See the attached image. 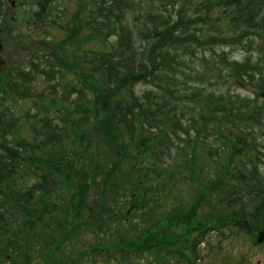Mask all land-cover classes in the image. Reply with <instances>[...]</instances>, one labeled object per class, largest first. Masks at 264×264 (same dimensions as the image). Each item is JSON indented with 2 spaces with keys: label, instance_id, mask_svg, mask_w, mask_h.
I'll return each instance as SVG.
<instances>
[{
  "label": "trees",
  "instance_id": "1",
  "mask_svg": "<svg viewBox=\"0 0 264 264\" xmlns=\"http://www.w3.org/2000/svg\"><path fill=\"white\" fill-rule=\"evenodd\" d=\"M55 3L53 0L46 10L38 8L37 15L46 11L45 18H50L53 26L72 31L71 24L56 21ZM143 3L99 0L88 11L86 29L106 47L77 54L82 77L63 71L43 49L0 74V264H77L70 259L90 246L87 234L133 251L153 228H158V252L163 253V245L171 243L174 248L181 241L186 255L200 260L197 248L208 233L173 234L169 225H162L170 221L168 217L177 219L174 214L178 213L168 217L165 213L156 221V212L148 206L160 192L168 195L173 191L168 184L179 173L185 175L179 180L188 184L191 192L196 182L191 173H197L191 167L197 164L198 173L200 168L212 173L201 164L213 157L224 178L220 179L215 201L208 202L210 214H232L234 220L247 221L251 208L255 213L264 210V178L260 177L258 156V138L262 131L264 134V101L258 96L206 89L204 84H215L208 74L212 72L211 62L202 57L205 70L196 72L187 64L188 57L195 60L198 55L192 48L194 43L178 46L167 40L178 32L176 13L165 9L161 0H149L148 6ZM3 6L4 0H0V15ZM204 7L218 8L236 33L264 37V0H206ZM221 60L234 81L252 82L264 92V77L257 80L252 75L256 70L250 60L243 64L226 56ZM183 68L191 69V73ZM213 68L222 80V70L215 65ZM41 81L45 84L42 89ZM141 86H145L142 91ZM26 100L31 103L27 111L11 107L13 101ZM57 103L72 112H49L47 106ZM97 116L120 130L139 153V157H132L138 164L126 173L127 180L118 175L107 187L98 177L91 180L89 195L82 204V226L65 241L71 206L64 201L67 187L60 165L66 159V148L79 134L92 130ZM25 125L32 139L21 137ZM211 132L223 137L220 147L214 148L206 138ZM161 182L165 184L158 192ZM131 188L135 202L127 209L123 200ZM147 190H152V195ZM124 210L130 215H124ZM55 249H61L59 254ZM51 253H55V260ZM144 253L143 248L130 256L137 258Z\"/></svg>",
  "mask_w": 264,
  "mask_h": 264
},
{
  "label": "rangeland",
  "instance_id": "2",
  "mask_svg": "<svg viewBox=\"0 0 264 264\" xmlns=\"http://www.w3.org/2000/svg\"><path fill=\"white\" fill-rule=\"evenodd\" d=\"M98 1L56 0V3L53 4L58 9L54 12L58 18L56 21L61 22L62 19L74 26L72 31L67 32L53 26V23L49 21L50 18H45L46 11L40 10L42 14L37 15L39 9L46 10L53 0H4L2 15H0V44L3 45L1 55L7 61L8 68L19 66L23 61L33 56L36 51L43 49L66 73L78 77L84 76L76 63L77 54L88 50H102L106 47V43L97 38L85 26L88 11L93 9ZM142 1H144V6L149 5V0ZM205 1L161 0L165 9L176 13L175 17L179 24L176 37H169L167 40L170 43L175 42L174 44L177 42L178 46L194 43L192 48L198 55L195 60L187 58L188 66H192L194 71L204 72L205 67L202 63L204 56L213 66L222 70V80H220L218 72L214 71L213 66L210 67L212 72L208 74H211L215 84L212 86L204 84L206 89L225 94H239L248 98L258 96L260 102L264 101V92L256 89L252 82L241 83L230 78L232 73L226 69V65L221 60L222 56H226L229 60H236L241 64L250 60L251 66L256 70L252 75H255L257 80H261L264 77V37L251 32L236 33L229 27L227 20L219 15L218 8L213 7L205 10ZM183 69L187 74L191 73V69ZM44 85L41 81L39 88H44ZM256 86L258 87L257 84ZM144 89L145 86L140 87L141 91ZM11 107L27 111L31 109V103L27 100L13 101ZM47 108L51 113L69 114L72 112L69 107L59 103L50 104ZM262 132L258 138L260 143L258 156L259 161L261 160L259 164L260 177L264 178V134ZM20 135L24 139H32L27 125L24 126ZM239 135L244 136V133L239 132ZM206 138L214 148H218L223 137L211 132ZM213 139L216 140V143L212 141ZM66 151V159L63 166L60 165V173L67 187L64 201L71 206L68 226L65 231V241H68L69 239L66 238L74 236V233L82 226V204L89 195L91 180L98 177L99 182H103L106 187L118 175L121 180H127L126 173L129 174L132 165L134 164L135 167L138 162L132 161V157L137 153L124 140L120 130L105 122L101 116H97L92 130L84 135L79 134L76 140H73L72 145L66 148ZM137 157H139V153ZM214 158L206 159L204 164H201L209 168L212 173H207L200 167L198 173L197 164L191 167L197 171V173L194 171L191 173L192 178L196 181L191 192L188 189V184L179 180L184 179L185 175L181 176L182 173H179L168 184V188L172 187L173 189L168 195L167 192H160L165 183L157 184L158 188L162 184L158 189L160 193L148 206L156 212L154 214L156 221L161 219L165 213L166 217L173 215L174 211L178 213L174 214L177 219L168 217L166 219H170V221L162 225V227L169 225L168 228L173 234L185 236L187 233L193 232L196 236L198 232L208 233L205 235V242L197 248L200 260L195 261V257L190 258L189 255H186V246L181 244V241L174 248L170 246L171 243L169 246L163 245V253L158 252L157 250L161 246L158 237L155 236L158 228H153L150 229L151 231H147L150 232L147 234V238L136 245L133 251L129 247L121 246L118 242L112 240L101 242L87 234L85 238L90 246L84 250L83 254L72 257L70 261L77 264H264V242L257 243L259 233L264 231V210L255 213V210L251 208L247 221L234 220L232 214L223 216L210 214L211 208L208 202L215 201V192L222 185L220 179L224 178V173L218 171ZM227 171L229 173V169ZM97 174L98 176H96ZM160 176L158 181H161ZM213 176L217 178L212 179ZM234 184L237 183L234 182ZM230 186H232L231 183ZM151 191L147 190L146 192L150 194ZM133 193L134 188L125 192L126 197L123 202L128 203L127 209L135 202ZM140 209H138L139 218L141 216L139 215L141 214ZM143 211L147 212L148 209ZM123 213L130 215L129 212L125 213V210ZM143 248L146 253L137 258L130 256L131 253L142 251ZM60 251L61 249H55V253L59 254ZM149 251L151 252L148 253ZM55 253H51L54 260L56 259ZM124 253L127 255L122 256L121 254ZM7 262L10 261H3L1 264H7Z\"/></svg>",
  "mask_w": 264,
  "mask_h": 264
},
{
  "label": "water",
  "instance_id": "3",
  "mask_svg": "<svg viewBox=\"0 0 264 264\" xmlns=\"http://www.w3.org/2000/svg\"><path fill=\"white\" fill-rule=\"evenodd\" d=\"M1 52H3V45L2 44H0V74L5 72L9 66L7 61L5 60V58L1 55ZM262 242H264V231H261L259 233V237L257 240L258 244H260Z\"/></svg>",
  "mask_w": 264,
  "mask_h": 264
}]
</instances>
